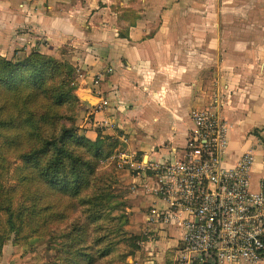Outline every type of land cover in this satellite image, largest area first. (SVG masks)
<instances>
[{
  "label": "crops",
  "instance_id": "obj_1",
  "mask_svg": "<svg viewBox=\"0 0 264 264\" xmlns=\"http://www.w3.org/2000/svg\"><path fill=\"white\" fill-rule=\"evenodd\" d=\"M241 37L232 30L220 33L217 24L203 33H185V17L175 18L169 7L158 10L150 0H0V56L36 50L79 68V99L89 118L79 126L84 136L94 142L101 134L133 159L141 158L143 166L129 180L139 187L133 196L137 210L145 209L134 234L145 240L127 264H174L187 213L157 192L151 169L182 158L194 130L191 112L211 109L214 99L228 126L224 167L251 154L250 190L263 192L264 66L248 60L257 51L223 45ZM96 75L101 76L98 91L110 103L103 110L90 86ZM152 209L163 214L159 222L148 221ZM2 253L4 262L16 264L9 248Z\"/></svg>",
  "mask_w": 264,
  "mask_h": 264
},
{
  "label": "rangeland",
  "instance_id": "obj_2",
  "mask_svg": "<svg viewBox=\"0 0 264 264\" xmlns=\"http://www.w3.org/2000/svg\"><path fill=\"white\" fill-rule=\"evenodd\" d=\"M150 1H156L158 10L169 7L175 18L185 17V33H203L217 24L220 33L228 34L232 30L243 36L242 41L223 42L224 49L229 44L237 45L238 50L253 49L259 54L248 60L264 66V0ZM181 3H185V9H181ZM247 34L252 35V41H245ZM26 55L15 53L4 59L21 61ZM50 58L68 63L74 70V84L65 83L62 70L50 72L49 76V85L57 87L55 92L69 89L59 106L62 118L57 123V128L73 131V137L62 143L64 152L58 156L61 167L57 180L61 190L55 192L47 182L34 179L35 170L22 168V161L13 158L15 146L0 142V180L10 190L8 197L14 201L15 208L21 207L24 222L20 235H10L5 241L0 264L8 263L4 262L2 253L5 248L13 252L10 256L16 257V264H87L91 257L94 264H126L135 253L134 247L139 245L136 238L143 237L134 234L136 221L145 212V209L137 210L133 196L139 187L129 180L136 169L120 163L119 154L124 151L118 146L113 148L111 138L101 140L103 143L98 148L81 140L87 138L79 126L89 119L79 99L82 71L66 59ZM239 60L238 68L243 59ZM53 133L49 137L57 138L58 131ZM100 137L105 138L101 134ZM71 160L78 162L72 164ZM134 160L140 162L141 158L137 156ZM44 161L48 167L51 165Z\"/></svg>",
  "mask_w": 264,
  "mask_h": 264
},
{
  "label": "built area",
  "instance_id": "obj_3",
  "mask_svg": "<svg viewBox=\"0 0 264 264\" xmlns=\"http://www.w3.org/2000/svg\"><path fill=\"white\" fill-rule=\"evenodd\" d=\"M96 75L91 85L99 96L98 109L110 107L101 97ZM93 92V91H92ZM222 105L214 99L211 109L191 112L194 130L188 136L182 158L152 167L158 193L185 208V235L174 264H259L264 257V193L252 192L249 173L253 157L245 153L231 168L224 167L228 126ZM104 126L112 128L103 122ZM122 165L137 169L142 161L122 152ZM152 209L148 221L159 222Z\"/></svg>",
  "mask_w": 264,
  "mask_h": 264
},
{
  "label": "trees",
  "instance_id": "obj_4",
  "mask_svg": "<svg viewBox=\"0 0 264 264\" xmlns=\"http://www.w3.org/2000/svg\"><path fill=\"white\" fill-rule=\"evenodd\" d=\"M4 58L0 56V142L2 145L15 146L13 158L22 161V168L30 167L35 170L34 179L47 182L55 192L60 191L57 178L61 164L58 156L63 154L62 143L73 137V131L63 127L59 129L57 123L62 118L59 106L63 104L69 89L66 87L65 92H55L57 87L49 85V76L50 72L62 70L65 83L74 84V70L68 63H58L36 50L21 61L14 62ZM55 131H58L57 138L49 137L55 135ZM107 139L109 140L108 137L101 138L99 134L93 144L88 139L81 140L98 148ZM113 141V148L116 149L118 143ZM43 158L51 163L49 167L45 165ZM68 158L72 156L68 155ZM71 162L76 164L78 161ZM48 172L52 174L46 175ZM9 192L0 180V254L9 236L20 235L24 225L21 207L15 208L14 201L9 200ZM139 237L136 238L138 243L145 240L144 237ZM134 248L136 252L140 247L137 245ZM87 264H94L92 257Z\"/></svg>",
  "mask_w": 264,
  "mask_h": 264
},
{
  "label": "water",
  "instance_id": "obj_5",
  "mask_svg": "<svg viewBox=\"0 0 264 264\" xmlns=\"http://www.w3.org/2000/svg\"><path fill=\"white\" fill-rule=\"evenodd\" d=\"M263 193H264V189H263Z\"/></svg>",
  "mask_w": 264,
  "mask_h": 264
}]
</instances>
